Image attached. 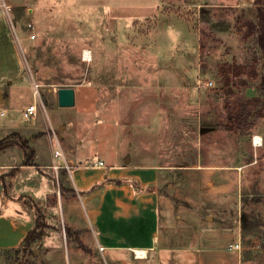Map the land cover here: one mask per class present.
Masks as SVG:
<instances>
[{"label":"rangeland","instance_id":"obj_1","mask_svg":"<svg viewBox=\"0 0 264 264\" xmlns=\"http://www.w3.org/2000/svg\"><path fill=\"white\" fill-rule=\"evenodd\" d=\"M0 1L10 7L0 14V140L17 133L36 142L37 163L82 142L110 157L160 164L166 242L196 245L199 236L215 235L225 245L237 238L242 264H264V115L246 135L225 129L221 70L251 63L234 29L236 16H252L253 0L237 8L231 5L238 0ZM32 80L41 85L44 109L26 120ZM60 87L76 90L74 107L57 105ZM247 88L232 85L246 99L261 94ZM252 134L262 137L261 146L252 145ZM23 159L18 146L0 150V165ZM0 171L11 194L37 205L45 222L30 252L0 247V264H104L72 230L65 233L71 210L68 194L59 192V170L42 177L39 169H23L11 181L9 169ZM72 211L85 225L83 208Z\"/></svg>","mask_w":264,"mask_h":264},{"label":"crops","instance_id":"obj_2","mask_svg":"<svg viewBox=\"0 0 264 264\" xmlns=\"http://www.w3.org/2000/svg\"><path fill=\"white\" fill-rule=\"evenodd\" d=\"M241 3L238 0L231 6L237 8ZM152 5L157 8L159 2ZM196 6L212 8L216 4L198 3ZM254 81L251 80L250 85H254ZM249 90L252 88L248 87L246 92ZM249 96L255 97L254 93ZM253 136H259L262 140L259 134ZM35 143L30 146L34 156ZM55 150H51V159L47 162L37 163L33 158L34 165L24 166V158L18 164L3 163L0 168L10 170L7 173L10 181L23 169H39V176L42 177H46L49 170H59L55 175L58 178L61 173L70 190L66 193L68 196L64 197L69 200L67 207L71 210L66 216V226L78 235L82 246L96 252L104 264H242L241 248L229 247L240 243L237 238L234 243L230 239L225 245L216 244L215 235L199 236L196 245L176 246L165 241L159 224L162 165L132 162L128 156L110 157L97 148H86L82 142L71 145L64 152L59 146L58 150L62 153L60 159L54 157ZM98 161H102L104 166L98 167ZM55 165L67 167L54 169ZM6 180L5 172H1L0 247L12 249L20 246L26 233L33 227L35 212L22 193L11 194L13 189L12 192L8 190L10 185ZM75 207L83 208L85 225L79 226L75 222L72 211ZM133 251L144 252V255L134 256Z\"/></svg>","mask_w":264,"mask_h":264},{"label":"trees","instance_id":"obj_3","mask_svg":"<svg viewBox=\"0 0 264 264\" xmlns=\"http://www.w3.org/2000/svg\"><path fill=\"white\" fill-rule=\"evenodd\" d=\"M252 11V16H245L243 13L236 16L234 29L235 33L240 35L252 52L251 63L249 65L234 63L221 67L223 85L226 87L225 91L228 95L225 99V109L227 111L225 129L240 135L248 134L254 127L253 119L264 115V0H253ZM161 15L166 16V13L163 12ZM256 79H259L258 82L250 85L249 82ZM233 84H239L242 88L254 86L261 94L247 99L240 97V94L236 95L234 93ZM232 95L235 98H232ZM258 103L262 105L258 106ZM11 146H18L23 150L25 159L22 165H34V150L30 147L28 138L21 137L17 133H11L8 137L0 140V150ZM61 176L62 174L60 173L58 185L60 195L63 196L70 190L64 187V181ZM29 206L35 212V221L33 227L26 233L20 244L25 253L31 251L34 244L40 239V230L45 227L44 216L40 213L38 206L33 203L29 204ZM67 228L65 226V233L70 234L71 231ZM8 250H14V248Z\"/></svg>","mask_w":264,"mask_h":264},{"label":"built area","instance_id":"obj_4","mask_svg":"<svg viewBox=\"0 0 264 264\" xmlns=\"http://www.w3.org/2000/svg\"><path fill=\"white\" fill-rule=\"evenodd\" d=\"M9 12H10V7L8 5H6L3 1H0V14H2L3 16H7L9 14ZM197 82H198L199 86H203V87L205 86L204 84L201 83L200 80H198ZM30 83H31L30 84L31 85V96H32L33 102L28 104L27 106H25L22 109L23 118L26 120H29V119L37 116L38 112H40V110L44 109L43 104H42L41 91H40L41 85L36 83L34 80H32ZM208 85H211V83L209 82ZM255 138H256V136L252 137V145L255 147L261 146L262 145L261 138H259L258 142H256ZM61 156H62V153L58 149L54 151V157L55 158H59ZM97 166L103 167L104 164L102 161H98ZM62 167L65 168L67 166L66 165H59V166L55 165V166H53L54 169L62 168ZM229 247L231 248L232 246L230 245ZM233 248L240 249V243L234 244ZM99 250H102V249L100 248ZM137 252L138 251H133L134 256L141 257L144 255V253L138 254Z\"/></svg>","mask_w":264,"mask_h":264},{"label":"water","instance_id":"obj_5","mask_svg":"<svg viewBox=\"0 0 264 264\" xmlns=\"http://www.w3.org/2000/svg\"><path fill=\"white\" fill-rule=\"evenodd\" d=\"M1 99V97H0ZM57 105L70 108L75 104V89L73 87H60L56 91Z\"/></svg>","mask_w":264,"mask_h":264},{"label":"bare ground","instance_id":"obj_6","mask_svg":"<svg viewBox=\"0 0 264 264\" xmlns=\"http://www.w3.org/2000/svg\"><path fill=\"white\" fill-rule=\"evenodd\" d=\"M83 56L85 57V59L84 60H90V52L88 51V50H85L84 51V53H83ZM259 136H256V138H255V140H256V142H258L259 141ZM138 254H143L144 252H140V251H138L137 252Z\"/></svg>","mask_w":264,"mask_h":264}]
</instances>
